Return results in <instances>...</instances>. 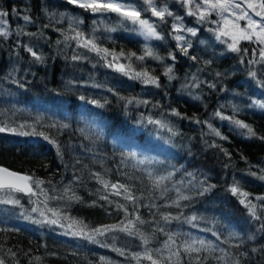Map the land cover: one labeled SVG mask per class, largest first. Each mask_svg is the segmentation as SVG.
I'll return each mask as SVG.
<instances>
[{
  "label": "trees",
  "instance_id": "trees-1",
  "mask_svg": "<svg viewBox=\"0 0 264 264\" xmlns=\"http://www.w3.org/2000/svg\"><path fill=\"white\" fill-rule=\"evenodd\" d=\"M126 2L146 7L142 0ZM159 3L183 17L180 23L185 27L197 29L196 36L185 34L192 45L189 56L180 52L169 35L172 17L161 23L150 11L143 12V18L153 22L164 37L147 42L134 36L133 25L115 13L93 14L67 0H0V10L10 14L6 19L12 33L0 37V126L20 129L24 124L23 131L31 133L35 128L59 145L58 151L40 135L0 133V166L43 180L41 187L49 197L63 196L65 188L80 197L79 201L48 199L45 208L40 202L44 197L11 193L20 204H0V257L6 264H103L102 258L110 264H136L131 255L144 250L138 237L115 231L91 242L71 235L67 228L72 219L82 221L88 229L118 224L124 213L117 204L130 210L134 207L123 196L111 195V189L105 191L93 175L97 173L104 180L127 185L137 197L139 214L151 222L139 226L151 237L149 248L163 247L167 235L155 230L163 226L174 234L177 244L186 239L210 242L216 250L199 253L208 257L206 264H222L214 258L225 252L240 264H264V229L260 227L264 220L253 219L239 203L240 197L228 190L238 181L252 196H264V180L259 178L264 175V139L259 138L264 137V109L252 104L253 100L264 103V64H248L253 58L251 50L256 48L249 42L239 43L241 49H249L247 55L230 51L224 43L216 44L207 34V22L187 16L178 0ZM24 15L31 22H25ZM72 28L116 53L143 55L147 45L164 58L162 62L151 57L127 61L133 68L140 65L136 71L144 68L159 77L161 87L130 79L108 67L96 53L78 47L76 40H66L65 36L75 35ZM26 47L42 56V62ZM169 53L176 56L175 61L169 59ZM166 66L173 67L175 78L171 81L164 75ZM250 70L256 72L255 78L249 75ZM193 77L199 87L191 86ZM120 97L134 100L127 104ZM144 100L149 103L136 102ZM173 109L181 115H171ZM218 110L225 116L235 113L257 136L250 137L245 129L215 116ZM149 117L164 121L172 131L148 123ZM196 120L207 121L226 139ZM160 176L168 179L157 188L155 179ZM209 185L215 187L200 195ZM176 189L190 196V200L181 201V208L167 206L176 198ZM102 195L108 200L100 199ZM37 206L44 211L43 217L31 212ZM49 209L59 215L53 216ZM181 211L179 220L166 223L160 218V213L177 216ZM257 212L261 213L259 207ZM191 216L197 220L189 223L186 218ZM47 219H57L58 224L42 222ZM116 248L126 255H119ZM8 249L16 253L15 258ZM172 259L175 262L176 258ZM182 260L189 264L190 258L182 253ZM140 264L150 262L141 260Z\"/></svg>",
  "mask_w": 264,
  "mask_h": 264
},
{
  "label": "snow or ice",
  "instance_id": "snow-or-ice-1",
  "mask_svg": "<svg viewBox=\"0 0 264 264\" xmlns=\"http://www.w3.org/2000/svg\"><path fill=\"white\" fill-rule=\"evenodd\" d=\"M67 2L82 9L90 10L93 14L102 15L105 13H115L121 20L136 26L133 31L138 30L139 34L143 36L145 41H160L163 40L164 37L160 32L157 31V26L153 22H150L149 19L143 18V12L150 11L152 17H156L161 23H168L166 18L172 17L174 22L171 23V32L169 35H171L176 41V47L185 56H189V49L192 47L191 42L186 39L185 34L190 36L197 35V29L185 27L182 23H180L183 17L174 15V13L170 11L167 6H160L159 0H142L143 5L146 7H140L136 4L128 3L126 0H67ZM178 2L181 3L182 7L186 9L187 16L196 17L199 22H209L208 17L215 14L219 18V21H222L223 23V26L216 30V38L218 40L221 39V37L228 38L231 40V43H228V49L232 52H243L245 55L248 54L249 49H241L239 47V43L241 41H247L251 44L257 45L258 48H253L251 50L253 58L248 60V64H264V0H178ZM13 11L15 12L16 10L14 9ZM18 14L19 13H17V15ZM9 15L10 14L8 12L0 10V37L7 38L12 34L10 31L9 22L6 19ZM22 18L25 22H31V18L28 15H24ZM240 21L245 22L243 26H241L239 23ZM211 22L217 23L218 21ZM71 30L75 33V35L72 37L65 36V39H74L77 41L78 47H83L88 51L96 53L102 60L105 61V64L108 67L113 68L115 71L120 72L125 76H128L130 79L140 80L144 85H151L157 88L161 87L159 77L151 74L147 69L141 68V70L136 71L132 67L131 63L127 65L119 63L121 57H124L129 61H131L133 57L139 61H144L146 57H151L162 62L164 58L156 55L147 45L144 48L143 55H137L135 52L128 53L126 55L123 51L116 53L114 51H110L107 48H101L95 43L93 39L84 36L83 33L76 31L75 28H72ZM108 30L114 31L115 29ZM221 42L225 43L226 41L221 40ZM57 43H59V41H57ZM26 51L30 53V55L36 61L42 62V56L33 51L31 47H26ZM109 57H111V59H109ZM80 58L81 57L79 56H73V59ZM169 59L175 61L176 56L172 53H169ZM190 59L196 60L197 58L195 56H190ZM240 62L243 64L244 60L241 59ZM172 73L173 67L166 66L164 75L167 76L170 81L175 78ZM219 75L220 73H217V76ZM249 75L252 78H255L256 72L254 70H250ZM191 86L199 87V82H197L195 77H193ZM209 86L214 88L215 84H211ZM20 87H23V85H20ZM80 99H84V97H80ZM120 99H126L127 104L133 103L134 100V98L127 99L125 97H120ZM136 102L143 103L145 105L149 103L147 100ZM91 103L98 104L97 101H91ZM252 104L264 109V103H261L257 100H253ZM171 115L180 116L181 114L173 109ZM214 115L220 117L222 120H228L238 129H245L247 135L250 137L257 136V133L249 124L235 118V113L233 116H225L221 111L218 110L214 113ZM195 122L208 124L209 129L214 135L220 137L221 139H226V137L222 136L221 133L213 128L212 125L207 121L196 120ZM148 123L155 124L161 129L167 128L169 132L172 131V129L169 128L168 125L162 120L152 119L149 117ZM25 127L26 125L24 124L20 125V129L10 128L6 125L0 126V133L13 132L19 135H40L43 136L45 140H48L50 143L56 146L57 150L59 151V145L56 144L55 140H50L48 135H45L42 132L37 133L35 128L32 129L31 133L23 131L22 129ZM51 127H55V125H51ZM64 127H67V125H64ZM259 138L264 139V137ZM210 146L219 147V145L216 144H212ZM221 151H223L226 156H229V153L223 148H221ZM141 163H143V161H141ZM225 166L227 167V165ZM261 171H264V169ZM93 175L97 177L98 182L103 186L105 191L111 189V195L123 196V199L129 201L134 205V207L130 210L124 204H117L118 210L124 213V219L118 224L102 225L88 229V226L84 225L82 221L78 222L72 219L67 225V228L71 230V235L87 239L91 242H99L96 240L97 236H104L109 232L115 231L123 232L129 236L138 237L144 246V250L142 253L137 252L131 255V259L136 261V264H140L141 260L149 261L150 264H183L182 253L187 254L190 258L189 264H192V261H194L195 264H206L208 257H201L199 253L216 250L213 248V245L210 242H205L203 239H186L183 243L177 244V239L175 238L174 234L167 233L163 226H157L155 229L156 231L164 232L167 235V240L164 242L163 247H157L154 249L149 248L148 245L151 242V237L145 235L139 226L151 222L145 221L139 214V205L136 203L137 197L133 194L131 189L125 184L112 183L110 181L104 180L99 176L98 173ZM251 175L255 176L257 173L252 172ZM259 178L264 180V175H261ZM166 179H168V177H158L155 179V186L157 188H161L163 181ZM43 184V180L34 178L32 175H22L15 171H11L6 167H0V204L19 205L20 201L18 199L12 198L10 195L11 193H24L29 196L44 197V199L40 202L44 204L45 208L48 207V199H62L67 197L69 200H80V197L76 196L74 192H71V189L69 188H65L63 196L61 197H49L47 190L41 187ZM33 185L35 186L36 190H34ZM212 187H215V185L203 187L199 194L203 195L204 192L208 191L209 188ZM167 190V188H162L163 192H166ZM228 190L233 196L240 197L239 203L247 209L248 214L253 219L257 221L264 220V196H252V194L244 191L239 186L238 181H234ZM70 192L71 195H69ZM100 199L107 201L108 196L102 195L100 196ZM188 200H190L189 195H185L179 189H176V198L171 200V203L167 206L181 208V201ZM254 201H260L261 203L258 205ZM32 202L36 203V201ZM109 202L111 203V201ZM152 207H156V205L153 204ZM258 207L261 209L260 214L257 212ZM49 211H52L53 216L59 215L54 210L49 209ZM31 212L38 213L42 217L45 215L44 211H42L39 206L33 207ZM181 216H183L182 211L177 216H172L170 213H160V218L166 223H170L172 219L179 220ZM129 217L132 218L130 219ZM186 219L189 223H191L192 221L197 220V217L191 216ZM42 222H47L54 225L58 224L57 219H47ZM60 226L64 227L63 224ZM260 227L264 229V223H262ZM212 235L215 236L217 240H220V236L216 232H213ZM173 246L175 247L173 248ZM114 250L121 256L126 255L125 251L122 249L116 248ZM219 251L225 252L224 249H219ZM253 251H255V249ZM164 252H169L170 254L165 256L163 255ZM8 254L12 258L16 257V253L12 252L11 249H8ZM25 255H27V253ZM173 257L176 258L175 262H173ZM36 259L39 260V257ZM214 259L221 261L222 264H240L239 259L232 258L230 254L226 252L224 256H217ZM102 261L103 264H110V262L104 261L103 258ZM0 264H6V261L3 257H0ZM16 264H19V262L17 261Z\"/></svg>",
  "mask_w": 264,
  "mask_h": 264
},
{
  "label": "rangeland",
  "instance_id": "rangeland-1",
  "mask_svg": "<svg viewBox=\"0 0 264 264\" xmlns=\"http://www.w3.org/2000/svg\"><path fill=\"white\" fill-rule=\"evenodd\" d=\"M215 19L213 20V21H218L217 23H214V25L215 26H212V27H210L211 25V21L210 22H207V24L209 25L208 27H209V29H211V30H209V31H207V34L210 36V34L212 35V37H213V40L216 42V44H222V42H221V40H225L226 42L224 43V44H226L227 46H228V43H231V40H229L228 38H226V37H221V39H217L216 38V30L218 29V28H220V27H222L223 26V23H222V21H219V18L215 15V17H214ZM258 19V18H257ZM240 24H241V26H243L244 25V21H240L239 22ZM136 26H134L133 25V28H135ZM132 32V34H134V36L136 35V36H141L140 34H139V31L138 30H136V31H131ZM142 38H143V36H141ZM144 39V38H143ZM153 40H148L147 42H152ZM243 42H247V41H241L240 43H243ZM207 42H205V47L207 46ZM252 45H254V44H252ZM256 48H258V46L257 45H254ZM119 63H122V64H125V65H127L128 64V61H127V59H124V57H121L120 58V60H119ZM140 67V65L139 64H137L136 66H134V69H138Z\"/></svg>",
  "mask_w": 264,
  "mask_h": 264
},
{
  "label": "water",
  "instance_id": "water-1",
  "mask_svg": "<svg viewBox=\"0 0 264 264\" xmlns=\"http://www.w3.org/2000/svg\"><path fill=\"white\" fill-rule=\"evenodd\" d=\"M0 167H5V166H2V165H1ZM12 171H13V170H12ZM15 172H16V171H15ZM20 174H21V173H20ZM22 175H25V174H22ZM22 194H24V193H22ZM24 195H26V194H24Z\"/></svg>",
  "mask_w": 264,
  "mask_h": 264
}]
</instances>
